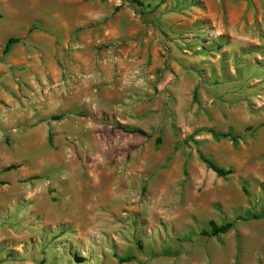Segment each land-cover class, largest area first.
Masks as SVG:
<instances>
[{"label": "rangeland", "instance_id": "obj_1", "mask_svg": "<svg viewBox=\"0 0 264 264\" xmlns=\"http://www.w3.org/2000/svg\"><path fill=\"white\" fill-rule=\"evenodd\" d=\"M81 4L110 22L99 61L120 57L102 62L122 73L110 107L81 99L110 131L27 148L2 108L0 264H264V0H0V42L29 22L50 32ZM87 73L61 80L94 88ZM56 86L41 83L20 110ZM210 221L234 226L210 237Z\"/></svg>", "mask_w": 264, "mask_h": 264}, {"label": "crops", "instance_id": "obj_2", "mask_svg": "<svg viewBox=\"0 0 264 264\" xmlns=\"http://www.w3.org/2000/svg\"><path fill=\"white\" fill-rule=\"evenodd\" d=\"M85 8L84 4L74 7L72 10L78 13V17L71 22L67 21V16L57 14L51 19L52 26H48L50 32L34 30L29 33V22L23 31L8 36L3 44L0 42V111L9 106L10 122L14 120L26 127L23 145L27 148L39 146L45 149L47 138L57 148H64L59 139L65 135L79 138L87 144L100 134H109V128L94 118L91 108L82 104L81 99L84 95H92L98 111L108 109L112 101H107L105 96L116 88L118 74L122 76V73L99 61L108 52L97 47L110 41L108 16ZM74 29L76 32L71 34ZM10 38L18 41L10 45L5 54L9 55L8 58L3 59V49ZM75 44H79L80 49H73ZM14 46L16 48L12 52ZM129 56L130 64L137 66V53L133 51ZM124 64L126 66L123 60L119 65L121 69ZM62 71L66 79L73 74L92 72L97 84L94 88L71 90L61 80L64 76ZM16 75L21 76V83L13 79ZM45 82H54L58 86L36 100L33 107L20 110L23 97L37 92L40 84ZM120 82L121 94L127 95L129 88L125 78ZM35 138H38L37 142Z\"/></svg>", "mask_w": 264, "mask_h": 264}, {"label": "trees", "instance_id": "obj_3", "mask_svg": "<svg viewBox=\"0 0 264 264\" xmlns=\"http://www.w3.org/2000/svg\"><path fill=\"white\" fill-rule=\"evenodd\" d=\"M17 41H18V39H15V38L8 39V41L5 44V47L3 49V53L6 54L8 52L10 45L17 42ZM131 132H140V131L133 129ZM201 159L203 160V162L207 165V167L209 169H211L214 173H216L220 177H226V176L231 175L233 173L232 169L221 168V167L217 166L209 158L201 157ZM14 168H15L14 165H10V166L6 167L5 170L9 171V170H12ZM243 191H245V189H243ZM233 226H234L233 222H227V223L218 225L215 222L210 221L209 222V230L204 231V235L210 236V237H217V236H220V235H223V234H226L227 232H229L233 228Z\"/></svg>", "mask_w": 264, "mask_h": 264}, {"label": "built area", "instance_id": "obj_4", "mask_svg": "<svg viewBox=\"0 0 264 264\" xmlns=\"http://www.w3.org/2000/svg\"><path fill=\"white\" fill-rule=\"evenodd\" d=\"M73 49H80V45L79 44L73 45ZM101 62L117 64L118 62H120V57L118 55L112 54L110 57L102 58ZM129 76L132 79L137 78V70L136 69H130L129 70ZM91 77H92L91 73H80L79 75L76 76V79L86 80V79H90Z\"/></svg>", "mask_w": 264, "mask_h": 264}]
</instances>
